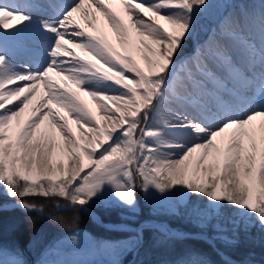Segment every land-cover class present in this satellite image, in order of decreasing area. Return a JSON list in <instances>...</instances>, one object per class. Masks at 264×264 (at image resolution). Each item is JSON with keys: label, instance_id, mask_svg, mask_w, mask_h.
Masks as SVG:
<instances>
[{"label": "snow or ice", "instance_id": "1", "mask_svg": "<svg viewBox=\"0 0 264 264\" xmlns=\"http://www.w3.org/2000/svg\"><path fill=\"white\" fill-rule=\"evenodd\" d=\"M113 2L0 0V198L15 202L0 203V213H42L30 197L62 199V210L135 209L139 190L170 207L190 196L207 201L192 207L202 221L227 210L232 242L264 234V0L223 16L190 56L214 0H118L126 20ZM96 13L124 53L100 34ZM41 86L46 95L24 120ZM0 264L26 261L0 243Z\"/></svg>", "mask_w": 264, "mask_h": 264}, {"label": "trees", "instance_id": "2", "mask_svg": "<svg viewBox=\"0 0 264 264\" xmlns=\"http://www.w3.org/2000/svg\"><path fill=\"white\" fill-rule=\"evenodd\" d=\"M203 25L208 27L207 19L202 18ZM204 32L200 31L198 38L202 39ZM194 48L193 40L189 41L185 53ZM7 197L0 198V203ZM38 205H45L43 215L36 212H25L18 208L6 210L0 215L3 216L4 228L0 233V243L7 247H15L33 260L39 258L43 249L55 237L65 231L83 228L89 232L112 239L127 238L131 235L125 231L106 230L104 227L92 221L89 214L80 208L72 210L71 208L58 209L54 203L62 201L61 199H45L43 197L27 198ZM102 218L106 221H119L120 216L116 210H103L98 208ZM226 215L228 212L226 210ZM142 216H140L141 218ZM60 221H64L61 223ZM191 231L200 230L197 227L185 224ZM212 235V233H211ZM133 248L139 247L137 256L131 264H193V262L203 261L207 264H233L222 259L220 255L211 247V245L201 238L193 237H171L161 233L157 229H144L142 244L137 238L133 240ZM217 246L226 253L238 260L250 259V254L255 253L264 261V234L253 229L250 234L241 233L239 239L233 245H226L219 239ZM130 252L125 261L132 258Z\"/></svg>", "mask_w": 264, "mask_h": 264}, {"label": "rangeland", "instance_id": "3", "mask_svg": "<svg viewBox=\"0 0 264 264\" xmlns=\"http://www.w3.org/2000/svg\"><path fill=\"white\" fill-rule=\"evenodd\" d=\"M242 1L254 2L256 5L254 7L255 10L259 9L261 3L260 0H238L235 2H219L215 5V7L210 9L213 10V14L209 15L211 24L209 26L208 36L211 34V31L217 26L218 22L222 18L221 16H216V13L214 12L219 8V5H229L228 8L226 7V9L229 10L226 14L235 13L239 11L240 7H243ZM114 9L116 8L114 7ZM193 54L194 52L186 56H190ZM137 200L138 204L135 209H131L122 205L107 203H97L92 206H98L104 209H118L120 210V215L128 220L142 219L143 221H147L154 218L162 221L165 220L169 223L175 221L177 222V225H174L172 227H177L178 230L182 231H187V228H184V225L190 224L195 228L198 227L203 230L208 229L211 232H214V236L219 238L226 244H234L236 242H232V233L229 231V229L231 228V224L227 215L221 217H214L210 221H202L196 214L193 213V205L195 207H200L202 203H206L207 201H201L198 200L195 196H190L186 198V201L184 203L176 202L173 206L170 207L169 204L166 202L158 203L150 198L145 197L144 194L139 190L137 191ZM13 203L14 201L5 202V204L8 205ZM58 204L66 205V201L59 202ZM144 204L146 206L145 208L142 207V205L144 206ZM90 210H92L94 213H97L95 210L92 209V207H90ZM140 216L142 217L140 218ZM126 223L133 224L131 222ZM217 224H219L221 228L224 229L223 232L218 231V229L215 227V225ZM132 234L128 238L118 241L97 237L96 235L83 229H76L72 231H67L65 234L57 236L55 240L50 244V246L45 249L44 253L42 254V257L34 263H32L31 260L28 257L24 256V254H22L20 251L19 252L22 254V257L26 261V264H122L121 262L124 256V254L122 253H126L131 250L133 237ZM74 235L76 236L75 242H73L71 239V237ZM222 237H227V240ZM5 248L9 251H18L13 248ZM250 258L256 260L260 259L261 257L255 253H251ZM255 262L261 263L260 261ZM255 262L251 261L249 263L256 264Z\"/></svg>", "mask_w": 264, "mask_h": 264}, {"label": "bare ground", "instance_id": "4", "mask_svg": "<svg viewBox=\"0 0 264 264\" xmlns=\"http://www.w3.org/2000/svg\"><path fill=\"white\" fill-rule=\"evenodd\" d=\"M221 1H226V2L231 1V2H235V1H238V0H214V4L216 5V4H218L219 2H221ZM6 2H11V0H6ZM260 2H261V0H260ZM242 5H243V6H247V8H248L249 10H255L254 7L256 6L254 2H247V1H242ZM111 7H112V9H113L115 12H117V14H119V15H121V16H124L123 6H122L121 4L118 3V0H114V2L112 3ZM114 7H115L116 9H114ZM96 15H97V17H98L97 27L100 29V34L104 35V36L106 37V39L108 40V42H109V43H110V44H111V45H112L117 51H120L121 53H124V52H125L124 48L121 46V44H120V42H119V40H118V38H117L115 32H114V31L111 29V27L107 24V22L105 21L104 17L101 16L99 13H96ZM124 18H125V20L127 19L126 16H124ZM75 19H76V22H77L78 24H81V25L84 24V19H83L82 14L77 13ZM161 23H163V22L161 21ZM133 39H134L135 42L138 43L137 38L135 37V35L133 36ZM72 51H73L74 53H78L79 55L83 56V52H82L81 50H79V49H72ZM130 52H131V55H133V56H134V57H135V58L141 63V66L143 67L144 65H143V60H142L141 53H140L139 51H137V50L135 49V47L132 48V49L130 50ZM25 58H26V57H25L24 55H22L21 57H19V59H20L21 61H23ZM53 80H54V81H58V82L61 83V84H66V85H67L69 88H71L73 91H77V89L75 88V85H74L71 81H68V80H62L61 77H53ZM45 95H46V90L43 88V86H41V89H40L39 95L37 96V99L33 101V105H30V106H29V110L26 111V113L24 114V117H23L24 120H27V119H28L32 107H33L36 103H38V101H39L41 98H43ZM81 99H83L84 102L89 106V108L92 109V111L96 114L97 119L100 120V123L103 125V124H104V120L101 119V113H100V110H99V109L97 108V106H96V102H95L90 96L85 95V94H83V93H81ZM52 107L55 108V105H52ZM64 114L67 115V113H64ZM254 123L256 124V126H257V128H258L259 125L261 124V121H260V120H257V121H255ZM47 128H48V122H45V125H42V127H41V131H44V130L47 129ZM72 128H73L74 131L77 132V136H79L80 133H79V130H78V128H77V125L73 123V124H72ZM85 131H87V130L85 129ZM56 139H57L58 142H60L59 133H56ZM220 140H221V138H218V143L220 142ZM82 143H83V141H82ZM222 146H224V145L222 144ZM198 155H199V154H195L194 157L192 158L191 163H192V169H193V170H194V168H195V160H196V157H197ZM65 163H66V164L68 163V161H67L66 158H65ZM85 163L87 164V160H85ZM202 175H203V174L201 173V176H202ZM164 228L167 229L168 227H164ZM167 230H169V229H167Z\"/></svg>", "mask_w": 264, "mask_h": 264}, {"label": "water", "instance_id": "5", "mask_svg": "<svg viewBox=\"0 0 264 264\" xmlns=\"http://www.w3.org/2000/svg\"><path fill=\"white\" fill-rule=\"evenodd\" d=\"M165 225L164 222H160V221H151V222H148V223H144V224H141V226L138 228L139 230H141V228H145V227H157V228H160V227H163ZM126 226L125 224H122L119 226V228L121 227H124ZM128 229H131V227L129 226H126ZM198 235L202 238H204L203 234L201 233H198Z\"/></svg>", "mask_w": 264, "mask_h": 264}]
</instances>
